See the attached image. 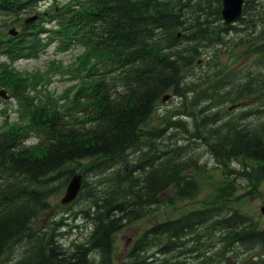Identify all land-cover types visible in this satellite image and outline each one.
Masks as SVG:
<instances>
[{
  "label": "trees",
  "instance_id": "obj_1",
  "mask_svg": "<svg viewBox=\"0 0 264 264\" xmlns=\"http://www.w3.org/2000/svg\"><path fill=\"white\" fill-rule=\"evenodd\" d=\"M41 1L0 0V58L7 62L0 85L27 106L24 124L0 130V264H114L113 237L124 226L198 195L203 165L188 144L163 139L168 129L203 146L221 179L195 206L145 226L122 264H264V227L237 206L264 187V0H244L228 26L220 22V0H49L40 9ZM32 14L36 20L23 24ZM9 25L16 35L6 34ZM50 42L60 52L80 47L85 57L87 81L62 108L32 103L8 67L37 58ZM221 47L232 64L247 57L246 65H219ZM203 55L205 73L187 79ZM166 91L183 99L195 93L196 115L145 131ZM250 97L256 107L239 116L221 119L211 110ZM29 136L36 145L24 144ZM76 172L81 189L71 205L81 207L71 215L79 213L89 231L66 248L63 217L42 227L33 220Z\"/></svg>",
  "mask_w": 264,
  "mask_h": 264
},
{
  "label": "rangeland",
  "instance_id": "obj_2",
  "mask_svg": "<svg viewBox=\"0 0 264 264\" xmlns=\"http://www.w3.org/2000/svg\"><path fill=\"white\" fill-rule=\"evenodd\" d=\"M48 2L49 0L41 1L39 8L43 9ZM10 27L11 26L9 25L5 29ZM46 27L49 26L47 25ZM212 52L213 50L210 48L205 51L204 54H210L211 56ZM230 53L231 51L226 52L222 47L218 48L217 61H219V65L224 64V66H227L231 63L233 55L230 57ZM235 53L237 54L238 51L236 50ZM83 55L84 53L81 51L80 47H70L65 52H59L57 51L56 43L50 42L36 59L17 60L13 63H9L8 67L18 77L24 80V94L32 99V103H35V101H47L55 103L59 108H62L68 102L72 89L79 83L87 81V76H85L81 70L85 61ZM204 57L205 56L203 55L202 58L205 59ZM246 60L247 57L242 59L239 58L233 64L231 63L229 65V69L240 68L246 65ZM1 62L7 64L4 60H1ZM205 71L206 65L201 62L195 67L189 69L185 77L187 79L196 80L200 75L204 74ZM201 88H203V85H200L198 89ZM0 91L3 93V96H0V130L24 124L27 121L24 115L25 107L27 106H23L20 101L13 97L7 89L1 87V85ZM194 94L195 93H186V97L183 99L180 97H173L170 92H167L165 94L168 95L167 98L156 103V108L150 114L146 125H143V128L146 129L144 130L147 131L153 128L164 127L163 125L168 119L174 121L179 118H185L187 120L190 118L191 120L189 114L196 115L197 111L196 108L191 105ZM230 105L231 104L224 102L213 106L211 110L219 112L221 119L227 117L233 118L241 110L245 111L255 108L256 99L251 97L244 99L238 104H235L233 108H229ZM247 116L253 117L252 114ZM164 132L165 137L163 139L165 141H176V144H188L190 148H193V152L196 153L198 160L203 165V172L196 175V179L200 183L198 195L191 200L175 201L172 207L161 205L157 207V209H154L146 218L122 228L114 236L112 255V261L114 264H122V262H124L123 260L127 247L144 226L151 221L176 216L181 211L195 206L197 199L204 198L211 193L209 190L210 186L216 184L220 178V173L217 168L218 164H215L214 160L206 154L203 146L199 145L198 142L189 144L179 133V130L168 129ZM173 134H178V136H172ZM27 142L29 145H34L37 143V140L28 138ZM232 166L235 167L233 164ZM62 194L63 188L59 191L52 192L47 197L46 202L50 208L49 210L39 212L33 220V225L35 227H42L51 219H58L60 216L63 217L62 223L64 226L61 228V231H63V233L65 232V234L60 238V242L64 247L69 248L71 244L80 243L85 239L88 232V225L86 221L82 220L79 213L74 216L71 215V213L77 210L79 206L81 207V203L70 205L67 212H58V209L60 208L59 200ZM237 206L252 219L257 220L261 227H264V213H260V208L264 207V187H260L255 195L241 199ZM250 259H253V257L248 258V260ZM185 260L190 261L191 259L187 257Z\"/></svg>",
  "mask_w": 264,
  "mask_h": 264
},
{
  "label": "water",
  "instance_id": "obj_3",
  "mask_svg": "<svg viewBox=\"0 0 264 264\" xmlns=\"http://www.w3.org/2000/svg\"><path fill=\"white\" fill-rule=\"evenodd\" d=\"M243 0H221L220 2V18L223 25H228L234 20H236L241 13V5ZM35 17L27 18L24 23L31 22ZM8 34L14 35V30H8ZM0 96L3 93L0 91ZM80 185V176L72 175L64 189L62 198L60 199L61 204L70 202L77 194ZM261 213H264V208H260Z\"/></svg>",
  "mask_w": 264,
  "mask_h": 264
},
{
  "label": "bare ground",
  "instance_id": "obj_4",
  "mask_svg": "<svg viewBox=\"0 0 264 264\" xmlns=\"http://www.w3.org/2000/svg\"><path fill=\"white\" fill-rule=\"evenodd\" d=\"M190 67H191V66H190ZM237 78H238V77H237ZM233 79H234V77H233ZM235 79H236V77H235ZM239 80H240V79H239ZM237 81H238V80H237ZM195 82H196V81H195ZM186 88H187V87H186ZM177 95H178V94H177ZM210 98H211V96H210ZM210 98H209V99H210ZM212 100H213V99H212ZM207 101H208V100H207ZM215 101H216V100H215ZM212 102H213V101H212ZM216 102H217V101H216ZM155 104H156V103H155ZM217 105H218V104H217ZM242 111H243V110H242ZM227 112H228V111H227ZM218 113H219V112H218ZM241 113H242V112H241ZM243 113H244V111H243ZM237 115H238V114H237ZM238 116H239V115H238ZM246 116H247V115H246ZM247 117H248V116H247ZM238 118H239V117H238ZM250 118H251V117H250ZM229 121H230V120H229ZM232 121H233V120H232ZM235 124H236V123H235ZM145 125H146V124H145ZM207 126H208V125H207ZM200 127H202V126H200ZM203 127H204V126H203ZM209 128H210V127H208L207 129H209ZM144 129H145V128H144ZM193 129H194V128H193ZM145 130H146V129H145ZM201 131H202V130H201ZM203 131H204V130H203ZM192 133H193V132H192ZM194 133H195V132H194ZM196 137H197V136H195V138H196ZM201 142H202V141H201ZM201 142H200V143H201ZM198 148H199V147H198ZM198 148H197V149H198ZM202 148H203V147H202ZM204 149H205V148H204ZM201 150H202V149H201ZM198 154H199V153H198ZM206 154H207V153H206ZM207 155H209V154H207ZM196 159H197V158H196ZM213 159H214V158H213ZM214 160H215V159H214ZM199 162H200V161H199ZM195 163H196V162H195ZM231 163H232V162H231ZM224 164H225V163H224ZM224 164H223V165H224ZM221 165H222V164H221ZM215 166H216V165H215ZM219 166H220V165H219ZM229 166H230V164H229ZM231 166H232V165H231ZM201 167H202V166H201ZM217 167H218V166H217ZM232 167H233V166H232ZM236 168H237V167H236ZM199 169H200V168H199ZM221 169H222V168H221ZM208 170H209V168H208ZM219 170H220V169H219ZM227 170H228V169H227ZM243 170H244V169H243ZM190 171H191V170H190ZM204 171H205V170H204ZM215 171H216V170H215ZM226 172H227V171H226ZM233 172H234V171H233ZM186 173H187V172H186ZM204 173H205V172H204ZM189 174H190V172H189ZM223 174H224V173H223ZM223 174H222V175H223ZM226 174H227V173H226ZM226 174H225V175H226ZM230 174H232V173H230ZM209 175H210V174H209ZM191 176H192V175H191ZM202 176H203V175H202ZM209 177H211V176H209ZM224 178H225V177H224ZM219 179H221V178H219ZM225 179H227V178H225ZM237 179H238V178H237ZM239 179H240V178H239ZM228 180H229V179H228ZM241 180H242V179H241ZM57 181H58V180H57ZM236 181H237V180H236ZM231 182H232V181H231ZM239 182H240V181H239ZM228 183H230V182H228ZM228 183H227V184H228ZM230 184H231V183H230ZM239 185H240V184H239ZM246 185H247V184H246ZM225 186H227V185H225ZM247 186H248V185H247ZM257 186H258V185H257ZM231 187H232V186H231ZM239 187H240V186H239ZM213 188H214V187H213ZM252 188H253V187H252ZM252 188H251V189H252ZM256 188H257V187H256ZM242 189H243V188H242ZM237 190H238V189H237ZM248 190H249V189H247V192H248ZM256 190H257V189H256ZM251 191H254V190L252 189ZM251 191H250V192H251ZM236 193H237V192H236ZM236 193H235V195H236ZM252 193H253V192H252ZM246 194H247V193H246ZM255 194H256V193H255ZM249 195H250V194H249ZM167 196H168V195H167ZM165 197H166V196H165ZM169 197H170V196H169ZM232 200H233V199H232ZM169 202H170V201H169ZM169 202H168V203H169ZM170 204H171V203H170ZM166 205H168V204H166ZM171 207H172V206H171ZM179 215H180V214H179ZM253 220H254V219H253ZM257 224H258V223H257ZM203 230H204V229H203ZM209 231H210V229H209ZM197 232H198V231H197ZM201 233H202V232H201ZM207 233H208V232H207ZM211 233H212V232H211ZM215 233H216V232H215ZM215 233H214V234H215ZM219 234H220V232H219ZM197 235H198V234H197ZM201 235H202V234H201ZM209 235H210V233H209ZM194 236H195V235H194ZM199 236H200V235H199ZM200 237H201V236H200ZM218 237H219V236H218ZM193 238H194V237H193ZM197 238H198V237H197ZM202 238H203V237H202ZM225 238H226V237H225ZM191 239H192V237H191ZM189 240H190V239H189ZM192 240H193V239H192ZM192 240H191V241H192ZM195 240H196V239H195ZM198 241H199V240H198ZM203 241H204V240H203ZM203 241H202V242H203ZM228 241H229V240H228ZM226 242H227V241H226ZM231 244H232V243H231ZM225 246H226V245H225ZM229 247H230V246H229ZM205 248H206V247H205ZM210 248H211V246H210ZM214 248H215V247H214ZM222 248H223V246H222ZM225 249H226V248H225ZM227 249H229V248H227ZM213 251H215V250H213ZM227 251H228V250H227ZM203 252H204V250H203ZM207 253H208V251H207ZM209 253H210V252H209ZM213 253H214V252H213ZM226 253H227V252H226ZM237 253H238V252H237ZM211 254H212V253H211ZM216 254H217V253H216ZM218 254H219V253H218ZM207 257H208V256H207ZM214 257H215V256H214ZM209 258H210V256H209ZM201 259H203V258H201ZM205 259H206V258H205ZM220 259H221V258H220ZM205 261L207 262V260H205ZM205 261H204V262H205ZM211 261H212V260H211ZM213 261H214V260H213ZM216 261H217V259H216ZM198 263H199V262H198ZM199 264H201V263H199ZM207 264H209V263L207 262Z\"/></svg>",
  "mask_w": 264,
  "mask_h": 264
}]
</instances>
